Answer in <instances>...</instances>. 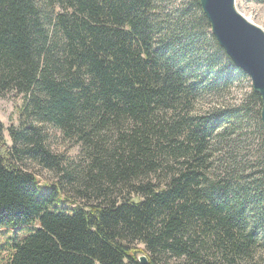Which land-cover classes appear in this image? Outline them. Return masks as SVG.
<instances>
[{"label": "trees", "instance_id": "obj_1", "mask_svg": "<svg viewBox=\"0 0 264 264\" xmlns=\"http://www.w3.org/2000/svg\"><path fill=\"white\" fill-rule=\"evenodd\" d=\"M155 1L0 0V96L23 98L10 144L0 122L5 264H264V133L248 168L210 170L214 138L260 121V97L198 112L247 75L199 0L175 19ZM38 122L78 145L79 164ZM24 159L90 203L56 208L60 186L41 190Z\"/></svg>", "mask_w": 264, "mask_h": 264}, {"label": "rangeland", "instance_id": "obj_2", "mask_svg": "<svg viewBox=\"0 0 264 264\" xmlns=\"http://www.w3.org/2000/svg\"><path fill=\"white\" fill-rule=\"evenodd\" d=\"M155 2L156 11L175 19L180 15L181 9L188 7L190 0H156ZM235 7L244 17L264 31L263 3L255 2L253 0H235ZM188 16L186 18H188ZM186 18L183 20H186ZM208 31L210 30L208 29ZM250 88L251 82L249 78L235 82L234 85L225 91H219L203 97L201 101L198 102L196 110L198 112H206L215 106L238 105L249 93ZM22 104L23 98L21 94H17L14 91H9L0 96V122L5 127L3 133L8 144H10V139L7 133V128L10 125L15 127L19 125V112ZM255 118L256 115L252 116L250 122L248 121L249 124L243 127V129H228L225 132H221L218 137L216 136V138H214L212 143L213 151L210 158L212 161V166H210L211 172H237L243 167L248 166V160L251 157L255 158L256 149H258L262 141L260 131L263 133V129L261 128L260 130L257 122L259 120L255 121ZM259 123L261 122L259 121ZM36 125L49 132V148L53 153L61 154L64 158L68 159L70 166L79 164L77 163L80 160L79 147L75 142L63 137L60 131L52 126L40 122ZM242 130L243 132L248 131V133L254 131V138L251 141L250 138L245 139L244 135L240 134ZM220 131H222V128ZM22 162V168L31 172L37 178L36 183L41 190H45L52 184L60 186L64 195H61L59 197L60 199L57 200L56 208L60 209L62 206L64 208H72L77 205L82 206L83 204L90 203V201H87L89 198H83L80 196L81 188L79 189L77 185L70 183L68 179H61L57 172L42 167L31 159H24ZM90 191V194L92 195V189ZM59 205L62 206L59 207ZM13 232L15 231H12V228L10 227H0V264H5L6 262L7 256L10 252L8 250V244L11 241L10 237ZM20 233L22 234L23 232L21 231ZM180 262L183 264L182 260H176L174 258H169L168 260L169 264H180Z\"/></svg>", "mask_w": 264, "mask_h": 264}, {"label": "water", "instance_id": "obj_3", "mask_svg": "<svg viewBox=\"0 0 264 264\" xmlns=\"http://www.w3.org/2000/svg\"><path fill=\"white\" fill-rule=\"evenodd\" d=\"M211 33L232 63L243 71L261 100L260 121L264 133V31L248 21L235 0H199ZM145 256L139 261L145 263Z\"/></svg>", "mask_w": 264, "mask_h": 264}, {"label": "bare ground", "instance_id": "obj_4", "mask_svg": "<svg viewBox=\"0 0 264 264\" xmlns=\"http://www.w3.org/2000/svg\"><path fill=\"white\" fill-rule=\"evenodd\" d=\"M199 5H200V3H199ZM201 8V7H200ZM202 10V9H201ZM203 12V11H202ZM204 14V13H203ZM205 16V15H204ZM206 17V16H205ZM246 18V17H245ZM207 19V18H206ZM247 19V18H246ZM248 20V19H247ZM208 21V20H207ZM249 21V20H248ZM251 22V21H250ZM253 23V22H252ZM254 24V23H253ZM261 122V121H260Z\"/></svg>", "mask_w": 264, "mask_h": 264}]
</instances>
